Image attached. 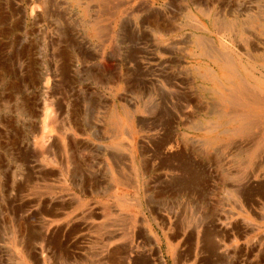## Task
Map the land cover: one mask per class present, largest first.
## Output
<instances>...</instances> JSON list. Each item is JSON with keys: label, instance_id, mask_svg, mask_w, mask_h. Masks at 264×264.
<instances>
[{"label": "rangeland", "instance_id": "374dc122", "mask_svg": "<svg viewBox=\"0 0 264 264\" xmlns=\"http://www.w3.org/2000/svg\"><path fill=\"white\" fill-rule=\"evenodd\" d=\"M263 117L264 0H0V264H264Z\"/></svg>", "mask_w": 264, "mask_h": 264}, {"label": "bare ground", "instance_id": "6f19581e", "mask_svg": "<svg viewBox=\"0 0 264 264\" xmlns=\"http://www.w3.org/2000/svg\"><path fill=\"white\" fill-rule=\"evenodd\" d=\"M225 63H226V62H225ZM226 64H227V63H226ZM230 71H231V70H230ZM231 74H232V73H231ZM232 78H233V77H232ZM227 79H229V78L227 77ZM233 79H234V78H233ZM229 80L232 81V79H229ZM231 81H229V82L231 83ZM241 81H242V80H241ZM232 82H233V81H232ZM243 82H244V81H243ZM242 84H244V83H242ZM250 84H251V83H250ZM245 85H246V84H245ZM233 86H234V84H233ZM241 86H242V85H241ZM245 87H246V86H245ZM253 87H254V86H253ZM231 88H232V87H231ZM233 88H235V87H233ZM255 88H256V87H255ZM247 89H248V88H247ZM252 89H253V88H252ZM258 89H259V87H258ZM244 90H246V89H244ZM253 90H254V89H253ZM256 90H257V89H256ZM249 91H250V89H249ZM257 91H258V90H257ZM246 92H247V91H246ZM253 92H254V91H253ZM253 92H252V93H253ZM259 92H261V91H259ZM248 93H249V92H248ZM234 94H235V93H234ZM232 95H233V94H232ZM235 95H236V94H235ZM250 95H251V94H250ZM258 96H259V95H258ZM235 97L237 98V100H236L237 102H239V101H243V100L246 102V103H245L244 101H243V103H240V102H239L240 106H241V104H242V105H243L242 107H244L245 109L249 110L250 112H253V113H251V116H244V117H243V128H244L243 130H246V128H250V127H249V126H250V122H251V123L253 122L252 118H253V117H256V116L258 115L257 113H258L259 111H258L257 113H255V112H256V111H255L256 108L253 109V106H252L250 103L247 102V98H246V99L243 98L242 100H240V99H241V96L238 95V94H237V96H235ZM242 97H244V95H243ZM245 97H246V96H245ZM247 97H248V96H247ZM254 97H256V96L254 95ZM230 98H231V97H230ZM236 98H235V99H236ZM248 98H249V97H248ZM256 98H258V97H256ZM253 99H254V98H253ZM253 99H252V100H253ZM262 100H263V99H262ZM232 101H233V100H232ZM255 101H258V100L256 99ZM259 101H260V99H259ZM259 101H258V102H259ZM251 102H252V101H251ZM233 103H234V102H233ZM254 103H257V102H254ZM254 103H253V104H254ZM237 104H238V103H237ZM258 104H259V103H258ZM260 104H263V103L260 102ZM254 105H255V104H254ZM234 106H236V105H234ZM262 108H263V107H262ZM258 109H259V108H258ZM235 112H236V111H235ZM241 112H242V111H241ZM247 112H248V111H247ZM254 113H255V114H254ZM260 113H261V112H260ZM248 114L250 115L249 112H248ZM253 114H254V115H253ZM256 114H257V115H256ZM237 115H238V114H237ZM244 115H246V114H244ZM255 115H256V116H255ZM260 115H261V114H260ZM239 116H240V114H239ZM239 116H238V117H239ZM258 116H259V115H258ZM258 116H257V117H258ZM235 117H237V116H235ZM241 117H242V115H241ZM263 118H264V117H263ZM240 119H241V118H240ZM256 119H258V118H256ZM237 120H238V118H237ZM241 120H242V119H241ZM259 120H262V119L259 118ZM236 122H237V121H236ZM259 123H260V121H259ZM239 124H240V123H239ZM252 124H253V123H252ZM256 126H257V125H256ZM248 130H249V129H248ZM246 132H247V130H246ZM236 134H237V133H236Z\"/></svg>", "mask_w": 264, "mask_h": 264}]
</instances>
